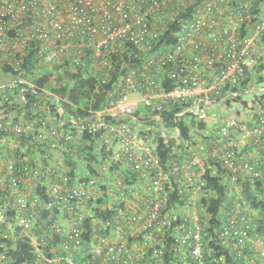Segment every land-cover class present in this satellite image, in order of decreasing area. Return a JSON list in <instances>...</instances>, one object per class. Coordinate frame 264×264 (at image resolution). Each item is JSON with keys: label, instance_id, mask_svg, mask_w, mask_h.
<instances>
[{"label": "built area", "instance_id": "obj_1", "mask_svg": "<svg viewBox=\"0 0 264 264\" xmlns=\"http://www.w3.org/2000/svg\"><path fill=\"white\" fill-rule=\"evenodd\" d=\"M198 2L0 0V108L18 89L25 102L23 85L33 87L21 67L31 43L38 44L43 62L87 68L105 84L116 70L115 57L129 45L148 51L154 47L168 28L163 17L168 5L176 17L195 7L179 20L176 43L165 52L154 51L144 62L147 70L131 69L121 77L118 97L95 118L72 119L73 130L63 131L54 121L65 115L58 105L54 119L42 118L38 126L15 117L0 120L4 137L32 135L40 144L63 140L69 150H78V140L92 134L100 155L103 147L110 151L109 157L99 158L100 171L115 170L110 176L87 172L71 182L68 174L50 164L17 163L1 148L0 264H9V241L18 236L28 237L35 253L33 262L23 264H229L212 243L237 249L233 264H264V215L250 206L241 190L247 181L253 188L264 183V109L251 125L225 116L212 138L184 143L188 161L166 165L155 135L143 134L137 123L118 121L119 116H133L141 104L166 136L157 112L169 103L187 104L181 114L193 113L206 121L215 101L239 95L233 89L256 64L264 17L258 19L252 11L253 0ZM171 63L175 67H167ZM6 66L12 69L4 71ZM151 67L158 78L147 73ZM162 77L175 80V86L164 89ZM10 145L18 147L15 140ZM207 146L210 150L204 152ZM247 146L252 150L245 151ZM211 161L222 164L226 173L220 177L235 196L233 208H223V221L214 232L207 207L198 206ZM118 167L135 179L128 182L117 175ZM189 171L194 174L186 180ZM173 183L187 197L183 203L172 202ZM41 184L47 186L46 200L36 191ZM259 197L264 200V191ZM44 211L50 213L48 221ZM246 242L253 245L252 251L243 250Z\"/></svg>", "mask_w": 264, "mask_h": 264}, {"label": "trees", "instance_id": "obj_2", "mask_svg": "<svg viewBox=\"0 0 264 264\" xmlns=\"http://www.w3.org/2000/svg\"><path fill=\"white\" fill-rule=\"evenodd\" d=\"M201 1L202 0H199L198 3ZM253 2L252 11L257 13V18L264 17V0H253ZM194 8V5H192L187 12L180 11L179 16L176 17L173 6L168 5L163 11V17L167 22L168 28L158 41L153 43L154 47L150 51H142L141 48L129 45L124 52L115 57L116 70L112 73L110 80L105 84H102L100 77H96L87 68L80 66L72 67L68 62L54 64L43 62L38 56V44L31 43L27 48L21 67L32 82L33 87L30 85H23L25 88V102L20 100L18 96L20 91L18 89L11 102L0 108V120L5 117H15L23 121H35L34 123L38 126V122L42 118L53 117L54 119L58 105H62L65 108V115L62 120H60L61 118L58 116L54 121L63 131L73 130V122L70 121L72 119L82 121L95 118L96 112L104 111L111 105V102H114L118 97L119 90L117 89L121 77L126 76L131 69H136L138 71L147 70L144 67V62L154 51L165 52L168 47L176 43L178 35H176L175 32L178 28L179 20L189 17L190 11ZM169 66L170 68L175 67L174 63L167 65V67ZM11 69L10 66L3 68L4 71H9ZM156 72L157 71L153 67L147 71V73L153 76L156 75ZM160 83L164 89L170 90L175 86L176 81L162 77ZM263 85L264 34L258 46L255 66L247 70L245 77L241 80V84L233 89L238 91L239 95L236 97H226L225 95L223 99L215 101L214 104H219L222 106L221 110L224 109V112H222L223 118L231 115L237 116L241 122L251 125L254 121L258 120V111L264 109ZM48 92H50V94ZM54 99L58 100L52 103ZM188 106L187 104L171 102L164 110L157 112L163 120L166 136H162L161 132L156 128L155 131L152 129L147 131L141 129L143 134L155 135V140L158 144L157 152L164 165L173 162V159H175L173 155L174 148L186 149L184 143L187 140L193 141L195 139V135L193 134L194 130L197 132V130H204L207 128V122L198 119L193 113L181 114ZM142 111H148L149 117H147V120L143 119V116H141ZM152 116L153 113H151L150 109L143 107L133 116H119L118 121L134 122L137 124H139L138 121H146L147 123L150 122L156 125V121L152 120ZM106 119H112V117L107 116ZM113 119L115 118L113 117ZM61 121H64V123ZM176 128L179 130V137L168 138V136L170 137L171 131ZM0 137H4L1 132ZM9 138L11 142L15 140V142L18 143V147L13 148L10 145L7 146V148L5 147V149H7L6 151L9 152L8 154L13 157L17 163L21 160L23 163H29L31 165H38L40 161H43L41 165L47 164V143L40 144L36 142L32 135H20L17 137L10 135ZM62 141L63 140L60 142ZM79 141L83 142L85 146L80 147L78 150H75L73 147L71 150H65L63 164L60 165V169L58 168L61 173L63 172L69 175L71 182H74L79 174L77 169L79 168L78 165L80 162L83 163L85 172L98 174V164L103 161H101L99 157L102 159L108 157L105 147L102 148V155H100L97 149L98 140L96 136L85 134ZM37 155L42 157L38 159V161L35 160ZM51 156L52 154L50 157ZM221 173H226L222 164L211 161V166L203 175L205 185L202 187V191H204L205 196L201 199L200 204L207 207V212L211 216V232H214V228L221 225L223 221L221 217L223 208L231 209L234 206L233 201L235 200V196L230 194L232 189H230L227 182L220 177ZM86 176V174H83L81 177L85 178ZM134 179V176L127 177L128 182ZM241 188L244 196L250 199V206L262 210L261 214L264 215V200L259 199L260 193L264 191V183L260 181L257 184V188H253L251 183L247 181L241 184ZM36 191L43 199L46 200L48 198L46 185H39ZM172 192V202L179 201L183 203L184 200L187 199L185 195L180 194L177 184L173 183ZM49 216V211H44V219L48 221ZM260 223L259 221L258 224ZM58 240L59 237H56L55 241ZM9 244V264H23L26 261L33 262L35 253L28 237L18 236L15 240L9 241ZM212 247L217 250L218 256L224 253L227 256L229 264H233L239 255L237 249H232V246L231 248H226L220 243H218V245L212 243ZM244 249L248 252L252 251L253 245L246 242V245L243 247V250ZM241 263L244 264L243 262Z\"/></svg>", "mask_w": 264, "mask_h": 264}, {"label": "crops", "instance_id": "obj_3", "mask_svg": "<svg viewBox=\"0 0 264 264\" xmlns=\"http://www.w3.org/2000/svg\"><path fill=\"white\" fill-rule=\"evenodd\" d=\"M156 76L158 78V73L157 72H156ZM48 93L50 94V92H48ZM132 97L134 99H141V97H140L139 94L138 95L133 94ZM140 106H141V108L145 107V106H143L141 104H140ZM221 108H222L221 105L214 104V106L210 109L209 117L206 120V122L208 124L207 125V128L204 129V130H197V132L194 130L193 131V134L195 135V138H201V139H207L208 140V138H212L213 135L217 133V131L219 129V126L222 124V119L221 118H223L222 117V115H223L222 112H224V109L221 110ZM141 116H143V119H146L147 120V117H149L148 111L147 112H145V111L143 112L142 111L141 112ZM60 118H61V116H60ZM138 123H139V126H140V128L142 130L147 131V130L152 129V130L155 131V125L152 124V123H150V122L147 123L146 121H142V122L141 121L140 122L138 121ZM178 137H179V130L177 128L176 129H173L171 131L170 137L168 136V138H178ZM10 142H11L10 141V138H8V137H3V138L0 137V146H1V148H4L5 149V147L7 148V146H10V144H11ZM78 142L80 143V147H84L85 146V144L83 142H81L79 140H78ZM209 142H210V140H209ZM68 148L69 147L64 146L62 144V142H60L58 140L57 141H55V140L49 141L47 143V150H48V153H47V156H48L47 157V164H50L51 166L56 167L58 169L60 167V165L63 164L64 158H65L64 157V152ZM251 148H252L251 146H247V147L244 148V150L245 151H250V150H252ZM5 150H7V149H5ZM209 150H210V147L207 146L206 149L204 150V152H208ZM106 152L108 153L107 156L109 157L110 151H108L106 149ZM51 154H52V156L50 157ZM59 154H61L62 158H59L58 159L57 158V155H59ZM173 155L175 156V159H173V162H185V161H188L190 159V152L187 151L186 149L174 148ZM40 158H42V157H40V156L37 155V157L35 158V160L38 161V159H40ZM99 158H101V157H99ZM40 163L43 164V161H40ZM118 168H119L118 171H116L117 175L124 176V177H129V172L127 170H125L123 167H121V169H120V167H118ZM98 170H99V172H102V171H100V170H102V169H100V167H98ZM114 171L102 172V173L104 175L105 174H108L110 176V175H112L114 173ZM86 173L87 172H85L84 169H83L79 173V175H77V176L80 177V176H82L83 174H86ZM193 174H194V172L191 173L190 171L188 173H186L185 174L186 180L188 178L190 179ZM63 218H64L63 222L65 224H68V219L65 218V217H63Z\"/></svg>", "mask_w": 264, "mask_h": 264}, {"label": "rangeland", "instance_id": "obj_4", "mask_svg": "<svg viewBox=\"0 0 264 264\" xmlns=\"http://www.w3.org/2000/svg\"><path fill=\"white\" fill-rule=\"evenodd\" d=\"M49 1H51V0H49ZM142 51H148V50H142ZM264 86V85H263ZM263 86H260V87H263ZM155 127H157L156 125H155ZM57 158L59 159V158H62V156H61V154H59V155H57ZM78 169H77V171L80 173L82 170H83V168H84V165H83V163L82 162H80L79 163V165H78ZM79 175V174H78ZM201 203V202H200ZM199 203V207L202 205V204H200ZM205 206V205H204Z\"/></svg>", "mask_w": 264, "mask_h": 264}, {"label": "water", "instance_id": "obj_5", "mask_svg": "<svg viewBox=\"0 0 264 264\" xmlns=\"http://www.w3.org/2000/svg\"><path fill=\"white\" fill-rule=\"evenodd\" d=\"M61 118H62V116H61Z\"/></svg>", "mask_w": 264, "mask_h": 264}]
</instances>
